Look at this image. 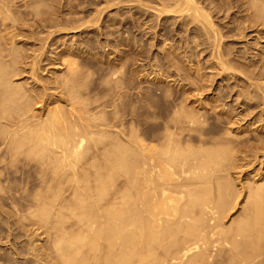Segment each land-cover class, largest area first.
<instances>
[{"label": "rangeland", "instance_id": "374dc122", "mask_svg": "<svg viewBox=\"0 0 264 264\" xmlns=\"http://www.w3.org/2000/svg\"><path fill=\"white\" fill-rule=\"evenodd\" d=\"M195 1L206 18L166 8L174 0H0V58L37 129L53 119L49 109L65 123L86 108L108 125L110 136L90 138L78 168L93 160L97 142L172 126L175 111L200 120L182 133L191 143H227L236 196L217 230L227 245L209 258L223 264L239 223L264 213V188L254 195L264 181V0ZM66 86L77 94L73 110ZM8 138L0 135V264H56L60 227L39 212L50 204L74 233L72 187ZM261 228L264 237V221Z\"/></svg>", "mask_w": 264, "mask_h": 264}, {"label": "bare ground", "instance_id": "6f19581e", "mask_svg": "<svg viewBox=\"0 0 264 264\" xmlns=\"http://www.w3.org/2000/svg\"><path fill=\"white\" fill-rule=\"evenodd\" d=\"M166 8L207 17L195 0H174ZM208 25L213 31L210 21ZM10 76L0 58V135L14 139V150L25 146L29 154L46 159L50 171L72 187L76 202L70 209L76 226L71 234L63 230L65 216H55L50 204L39 212L42 222L54 216L60 227L52 251L56 264H209L211 250L219 253L227 245L217 230L236 196L226 178L231 147L224 142L197 146L183 138L198 118L175 111L172 126L157 121L153 133L130 131L125 142H97L102 145L93 160L78 168L89 139L110 136L108 125L93 122L86 108L65 123L49 109L46 116L53 119L37 129ZM65 89L73 110L77 94L71 86ZM88 167L91 173L84 171ZM263 188L264 181L254 193L259 199ZM263 221L264 213L254 212L239 223L223 264H264Z\"/></svg>", "mask_w": 264, "mask_h": 264}]
</instances>
